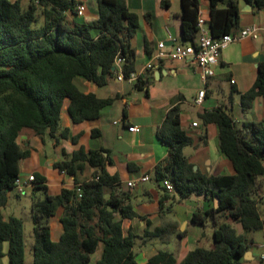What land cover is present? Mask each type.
I'll return each instance as SVG.
<instances>
[{"label":"trees","instance_id":"obj_1","mask_svg":"<svg viewBox=\"0 0 264 264\" xmlns=\"http://www.w3.org/2000/svg\"><path fill=\"white\" fill-rule=\"evenodd\" d=\"M208 1L212 37L236 32L237 0ZM245 1L255 11L264 6V0ZM179 2L182 36L195 44L200 0ZM96 3L98 18L84 23L68 15H76L75 0H29L26 5L22 0H0V264L4 257L7 264H26L23 220L15 216L4 219L2 214L10 195H20L14 191L19 163L30 153L17 142L20 131L28 128L42 140L56 133L65 138L68 129L60 128L65 102L72 122L80 123L97 118L114 101L86 93L81 80L104 85L114 77L117 56L124 59L125 76L134 71L131 40L139 26L138 16L129 11L126 0ZM150 71L138 76L134 88L147 87ZM258 96L264 98V62L258 65L251 88L241 94L242 109H249ZM179 111L177 105L171 106L156 130L167 154L154 167L152 179L164 191L160 182L170 180L180 201L191 196L217 201L215 207L197 209L192 215L198 225L211 224L212 247H195L179 264H240L253 242L251 235L264 231V198L260 202L257 193L264 181V123L243 121L237 125L232 113L222 107L200 114L204 123L217 125L218 148L235 170L234 175H205L194 170L184 154L192 138L181 128ZM97 134L92 130V136ZM104 152L80 147L57 162L58 171L74 176V186L57 195L48 194L42 176L33 175L31 264H89L99 245L102 252L95 264H140L135 259L134 235L122 228L123 220L136 214L128 198L114 192L119 181L106 171L112 161ZM86 168L94 170L81 181L78 175ZM59 207L63 209L59 217L63 231L53 241L49 222ZM165 232L157 228L151 235ZM144 264H175V258L170 251L158 249Z\"/></svg>","mask_w":264,"mask_h":264},{"label":"crops","instance_id":"obj_2","mask_svg":"<svg viewBox=\"0 0 264 264\" xmlns=\"http://www.w3.org/2000/svg\"><path fill=\"white\" fill-rule=\"evenodd\" d=\"M75 1L83 3L85 11L82 16L68 14L70 19L90 23L98 18L96 0ZM23 2L26 5L29 0ZM237 3L238 28L258 26L261 29L256 39L243 38L231 42L222 51L213 76L202 80L199 69L192 62L164 59L148 73L149 84L143 89H136L129 82L118 81L115 77L102 86L81 80L86 93L102 99L113 98L112 104L103 108L95 119L73 123L65 102L60 113V128L68 129L65 138L56 133L55 137L45 135L42 140L28 128L22 129L17 137L18 144L30 151L28 157L19 163L20 177L42 176L50 195H57L63 188L74 186V176L61 173L55 167L57 162L69 158L73 151L80 147L85 151L102 149L104 155H109L112 162L106 165V171L117 176L119 181L114 192L128 198L136 214L131 219H124L122 228L125 233L130 231L134 235L135 259L140 264L146 263L158 249L170 251L175 264H179L195 247H203V244L209 245L205 248L212 247L211 224L198 225L192 221V215L197 209L203 211L215 207L217 201L207 202L198 196L180 201L174 192L160 189L152 179L154 167L167 154V148L158 139L156 130L169 108L173 105L179 107L181 128L192 138V144L184 148V154L193 169L205 175H234L235 170L232 162L218 148L217 125L204 123L200 114L222 107L232 113L237 125L243 121L264 123L263 97H256L247 110L242 109L240 100L241 94L253 85L258 65L264 62V6L255 11L253 5L245 0H237ZM126 5L139 19V26L131 40L135 49L134 71L141 72L159 42L169 46L167 49L178 43H189L182 41L179 0H126ZM199 11L208 26V0H200ZM202 89L203 100L197 103V93ZM192 122L198 125L193 127ZM133 126L139 128L138 132L131 130ZM92 130H97L98 134L92 136ZM93 170L86 168L78 178L87 180ZM142 176H147L149 180L138 182ZM130 181L135 182L133 187L128 186ZM28 192L30 194L31 190ZM257 193L262 202L264 181ZM5 208L2 214L7 219L12 215L7 214ZM62 211L59 207L50 218V237L53 241H57L63 231L59 222ZM234 225L238 232L242 231L239 224ZM157 228H164L166 232L151 235ZM173 229L184 233H170ZM260 232L258 237L255 233L251 235L253 242L239 260L240 264H264V231ZM101 252L102 246L99 245L89 264H95ZM261 255L263 258H260ZM1 262L7 264V259L4 257Z\"/></svg>","mask_w":264,"mask_h":264},{"label":"built area","instance_id":"obj_3","mask_svg":"<svg viewBox=\"0 0 264 264\" xmlns=\"http://www.w3.org/2000/svg\"><path fill=\"white\" fill-rule=\"evenodd\" d=\"M85 11V5L83 3H77L75 8L76 16H82ZM258 26H246L238 29L236 32L225 33L219 37H212L209 27L206 25V19L201 15L197 18V32L195 44L188 43H178L173 45L170 49L166 46L164 42H159L155 50L151 53L150 59L144 65L141 72L136 71L130 72L128 76L123 74L122 64L124 59L116 57L114 61L115 74L114 77L118 81H127L130 84H134L138 78L149 70L155 69L160 61L166 59L170 61H181L188 60L195 64L199 69L200 76L202 80H206L208 77L214 75V67L218 64L219 57L222 51L231 43L243 38L256 39L258 37V32L260 31ZM204 90H200L196 96V102L200 103L203 100ZM197 122H192L191 126H197ZM132 131L138 132L139 128L137 126L131 127ZM64 173V172H61ZM34 180L33 175H29L26 178L19 177L15 181L14 191L18 194L27 193L31 187V182ZM149 180L147 176L140 177L137 181L140 183ZM135 182H128L129 187H133ZM160 184L165 188L167 192H173L174 187L170 180L163 179ZM76 191L80 193V188L77 186ZM260 258H263L261 255Z\"/></svg>","mask_w":264,"mask_h":264},{"label":"rangeland","instance_id":"obj_4","mask_svg":"<svg viewBox=\"0 0 264 264\" xmlns=\"http://www.w3.org/2000/svg\"><path fill=\"white\" fill-rule=\"evenodd\" d=\"M22 3L23 0H22ZM30 204H31V195L27 192L20 194L18 197L12 195L8 205L6 206V213L15 217H19L23 220L24 223V249H25V263H32V253L31 245L33 243V237L31 234L32 223L30 215ZM210 224V223H209ZM209 233V230L206 231ZM255 235L260 236L261 232H254ZM203 247H209L208 244H203Z\"/></svg>","mask_w":264,"mask_h":264},{"label":"water","instance_id":"obj_5","mask_svg":"<svg viewBox=\"0 0 264 264\" xmlns=\"http://www.w3.org/2000/svg\"><path fill=\"white\" fill-rule=\"evenodd\" d=\"M234 21H235V19H234ZM184 39L182 38V41H183ZM196 168H194V170H195Z\"/></svg>","mask_w":264,"mask_h":264}]
</instances>
